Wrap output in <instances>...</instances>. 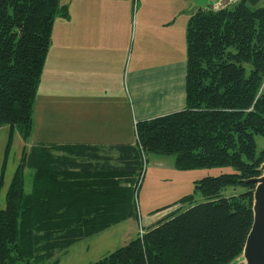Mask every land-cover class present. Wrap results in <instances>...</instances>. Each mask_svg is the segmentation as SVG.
Segmentation results:
<instances>
[{
    "label": "trees",
    "instance_id": "obj_1",
    "mask_svg": "<svg viewBox=\"0 0 264 264\" xmlns=\"http://www.w3.org/2000/svg\"><path fill=\"white\" fill-rule=\"evenodd\" d=\"M264 0L200 6L187 24L186 105L139 121L133 144L48 143L24 149L0 209V264L51 259L84 238L139 216L147 153L179 170L230 166L195 182L180 204L204 201L141 231L91 264H232L254 222L250 181L263 174ZM62 0H0V126L34 129V105ZM26 169L33 171L25 190ZM241 186L238 195H225ZM180 209V208H179ZM29 264H33L30 262Z\"/></svg>",
    "mask_w": 264,
    "mask_h": 264
},
{
    "label": "rangeland",
    "instance_id": "obj_2",
    "mask_svg": "<svg viewBox=\"0 0 264 264\" xmlns=\"http://www.w3.org/2000/svg\"><path fill=\"white\" fill-rule=\"evenodd\" d=\"M131 29H133L132 40L138 27L142 15L148 5L157 8L156 11H148L149 23H162L170 20L173 22L177 32L166 34L167 46L163 49H171L179 44L180 54L186 59L187 38H186V12L192 8L199 9L200 6L209 4L204 0H131ZM104 0H62L63 4L68 5L70 18L58 16L53 26L51 46L49 47L44 69L40 77L37 95L34 105V129L29 139L22 136L17 127L12 130L11 126H0V209L7 206V193L11 181L16 173V169L21 162L23 150L30 149L31 146L43 143H64L72 140L69 133V123L67 117L66 96L70 92H78L84 84H66L64 78L61 41L64 34H67L74 27L88 25L91 17L90 11L97 10L95 15L103 12L100 3ZM233 3V2H232ZM231 4V3H230ZM264 4V3H263ZM167 7V8H166ZM108 9V8H107ZM88 13V14H87ZM147 13V12H146ZM107 10L101 16H106ZM68 16V17H69ZM176 35V36H175ZM147 54L158 56L161 53V46L155 44L152 37H147ZM138 42V41H137ZM134 56H136V48ZM182 47V48H181ZM175 51L171 53L173 57ZM133 56V60H134ZM153 60V59H152ZM90 81V80H88ZM81 84V86H79ZM85 91H88L86 85ZM95 122V119L92 118ZM104 120L103 116L97 120ZM96 121V122H97ZM136 121L134 120L135 124ZM136 125V124H135ZM134 125V127H135ZM132 137L136 141L135 128L132 129ZM258 151L264 148V137L255 136ZM175 156H162L159 154L147 153V161L142 174V183L136 197L139 216L136 219H128L113 227L84 238L79 242L68 247L67 250L57 251L51 259L37 261L29 259L33 264H91L98 261L106 254L114 252L115 249L124 246L129 241L136 239L138 233L144 231L151 223H146L148 218L159 223L164 218L181 212L196 203L204 201L199 193L194 194L195 200L190 203L180 204L182 197L191 195L195 189V182L208 176H219L225 173L234 172L230 166H214L193 168L191 170H178L175 166ZM25 190L31 191L32 169H26ZM244 188L229 187L224 192L225 195H238ZM180 208V209H179ZM151 221V222H152ZM28 259L23 261H13L10 264H29Z\"/></svg>",
    "mask_w": 264,
    "mask_h": 264
},
{
    "label": "crops",
    "instance_id": "obj_3",
    "mask_svg": "<svg viewBox=\"0 0 264 264\" xmlns=\"http://www.w3.org/2000/svg\"><path fill=\"white\" fill-rule=\"evenodd\" d=\"M206 1L210 4L218 0L202 3ZM131 2L104 0L100 4L105 9L100 15L93 16L97 10L90 11L87 26L74 27L62 37L61 65L66 84L81 81V84L86 83L88 90L80 84L78 92H69L66 96L72 140L64 143L108 147L134 144L131 131L139 121L185 108L188 49L186 59L181 57L179 44L163 49L167 46L166 34L177 30L170 20L149 23L148 11L157 10L152 5H148L141 16L138 32L136 30L132 40ZM105 10L106 16H101ZM196 10L192 8L186 12V27ZM148 36L161 46L158 56L147 54ZM100 116L104 120L98 122ZM151 221L152 218L146 221L151 223L148 228L159 224Z\"/></svg>",
    "mask_w": 264,
    "mask_h": 264
},
{
    "label": "water",
    "instance_id": "obj_4",
    "mask_svg": "<svg viewBox=\"0 0 264 264\" xmlns=\"http://www.w3.org/2000/svg\"><path fill=\"white\" fill-rule=\"evenodd\" d=\"M236 0H218L207 4L211 9L227 7ZM260 178L250 181L257 184L254 191V222L248 235L242 256L232 264H264V164Z\"/></svg>",
    "mask_w": 264,
    "mask_h": 264
},
{
    "label": "built area",
    "instance_id": "obj_5",
    "mask_svg": "<svg viewBox=\"0 0 264 264\" xmlns=\"http://www.w3.org/2000/svg\"><path fill=\"white\" fill-rule=\"evenodd\" d=\"M141 234H143V233H141Z\"/></svg>",
    "mask_w": 264,
    "mask_h": 264
}]
</instances>
